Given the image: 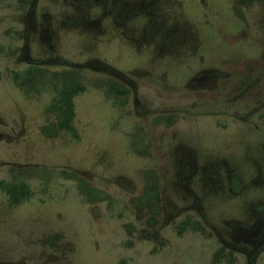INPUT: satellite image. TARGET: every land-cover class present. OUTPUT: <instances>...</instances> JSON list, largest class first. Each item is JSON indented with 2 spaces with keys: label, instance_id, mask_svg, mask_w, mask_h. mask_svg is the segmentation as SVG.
I'll return each instance as SVG.
<instances>
[{
  "label": "rangeland",
  "instance_id": "obj_1",
  "mask_svg": "<svg viewBox=\"0 0 264 264\" xmlns=\"http://www.w3.org/2000/svg\"><path fill=\"white\" fill-rule=\"evenodd\" d=\"M72 73L75 136L49 135ZM18 180L0 264H264V0H0Z\"/></svg>",
  "mask_w": 264,
  "mask_h": 264
},
{
  "label": "trees",
  "instance_id": "obj_2",
  "mask_svg": "<svg viewBox=\"0 0 264 264\" xmlns=\"http://www.w3.org/2000/svg\"><path fill=\"white\" fill-rule=\"evenodd\" d=\"M242 1L245 2V0ZM154 8V3L152 1L150 5L145 8V11L150 12L154 15ZM37 70L39 71L38 67L34 65L28 66V68H26L23 72V81L26 78H30L34 72H40H38ZM53 76V78L56 80L60 78L61 86L57 87L56 85H53V88L56 90V94L45 110L49 113L51 121L48 125L42 127V130L49 135L54 134L57 130H63L67 133H70L72 136H75L74 128L72 125V117L73 98L80 89V85L76 81L77 75L75 73H72L69 76L67 74H55ZM19 84L23 83L19 81ZM0 189L4 190L7 202L10 204L20 203L30 193L28 186L24 181L21 180L14 182L0 181Z\"/></svg>",
  "mask_w": 264,
  "mask_h": 264
}]
</instances>
